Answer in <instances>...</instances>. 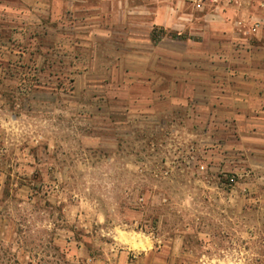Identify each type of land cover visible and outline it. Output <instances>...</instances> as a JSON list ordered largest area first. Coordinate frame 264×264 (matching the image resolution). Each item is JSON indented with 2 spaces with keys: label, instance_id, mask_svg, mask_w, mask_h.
Wrapping results in <instances>:
<instances>
[{
  "label": "rangeland",
  "instance_id": "rangeland-1",
  "mask_svg": "<svg viewBox=\"0 0 264 264\" xmlns=\"http://www.w3.org/2000/svg\"><path fill=\"white\" fill-rule=\"evenodd\" d=\"M154 29L180 73L237 76L264 0H0V239L22 261L264 264V141L148 81Z\"/></svg>",
  "mask_w": 264,
  "mask_h": 264
},
{
  "label": "crops",
  "instance_id": "crops-1",
  "mask_svg": "<svg viewBox=\"0 0 264 264\" xmlns=\"http://www.w3.org/2000/svg\"><path fill=\"white\" fill-rule=\"evenodd\" d=\"M168 38L169 34H164L155 41L158 42V73L148 75V81H156L158 90L161 88L165 93H169L170 88L183 89L192 96L197 107L213 113V124L214 119L216 122L225 118L236 119L235 125L244 138L264 141V53L259 58L245 61L237 76L203 75L198 73L197 62L192 58L189 73L182 74L181 67H177L182 55L175 52L173 45L166 44ZM260 48L264 50V46ZM168 83L173 85L170 87ZM260 152L264 151L261 149Z\"/></svg>",
  "mask_w": 264,
  "mask_h": 264
},
{
  "label": "trees",
  "instance_id": "trees-1",
  "mask_svg": "<svg viewBox=\"0 0 264 264\" xmlns=\"http://www.w3.org/2000/svg\"><path fill=\"white\" fill-rule=\"evenodd\" d=\"M157 29L152 32V40L158 41L161 36L158 35ZM164 32V31H162ZM0 264H73L67 259L66 253L44 254L42 257L33 256L29 260L22 261L14 253L9 244L7 245L0 239Z\"/></svg>",
  "mask_w": 264,
  "mask_h": 264
},
{
  "label": "built area",
  "instance_id": "built-area-1",
  "mask_svg": "<svg viewBox=\"0 0 264 264\" xmlns=\"http://www.w3.org/2000/svg\"><path fill=\"white\" fill-rule=\"evenodd\" d=\"M195 1L199 2V1H201V0H195Z\"/></svg>",
  "mask_w": 264,
  "mask_h": 264
}]
</instances>
